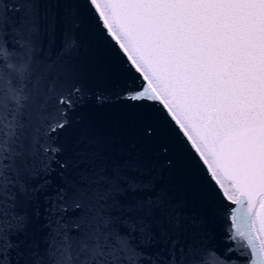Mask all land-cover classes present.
<instances>
[{
  "label": "snow or ice",
  "instance_id": "obj_1",
  "mask_svg": "<svg viewBox=\"0 0 264 264\" xmlns=\"http://www.w3.org/2000/svg\"><path fill=\"white\" fill-rule=\"evenodd\" d=\"M0 264H264V0H0Z\"/></svg>",
  "mask_w": 264,
  "mask_h": 264
},
{
  "label": "water",
  "instance_id": "obj_2",
  "mask_svg": "<svg viewBox=\"0 0 264 264\" xmlns=\"http://www.w3.org/2000/svg\"><path fill=\"white\" fill-rule=\"evenodd\" d=\"M103 118H104V117H103V114H101L100 119L103 120Z\"/></svg>",
  "mask_w": 264,
  "mask_h": 264
}]
</instances>
